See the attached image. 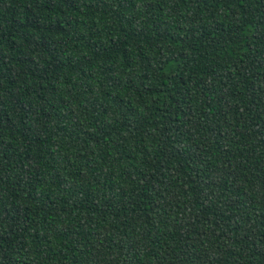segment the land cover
<instances>
[{"label":"trees","instance_id":"16d2710c","mask_svg":"<svg viewBox=\"0 0 264 264\" xmlns=\"http://www.w3.org/2000/svg\"><path fill=\"white\" fill-rule=\"evenodd\" d=\"M0 264H264V0H0Z\"/></svg>","mask_w":264,"mask_h":264}]
</instances>
